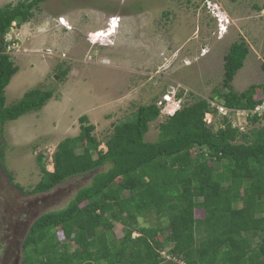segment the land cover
Wrapping results in <instances>:
<instances>
[{"label":"trees","instance_id":"obj_1","mask_svg":"<svg viewBox=\"0 0 264 264\" xmlns=\"http://www.w3.org/2000/svg\"><path fill=\"white\" fill-rule=\"evenodd\" d=\"M44 1L19 0L0 8V141L7 121L41 109L53 95L35 87L5 104V87L18 67L4 51V36L12 22L21 25ZM248 52L244 40L232 42L223 56L221 86L209 99L183 102L162 119L154 141L144 135L160 114L156 102L138 105L131 119L115 123L105 150L98 148L94 124L81 115L79 133L57 144L52 171L38 153L41 177L31 193L93 175L65 206L34 220L20 264H160L166 256L181 264H264V125L243 131L229 118L241 111L252 123L264 118V112H255L264 105V84L241 92L232 85ZM219 106L227 113L220 114ZM208 113L220 117L215 128L204 118ZM151 213L165 224L139 226V218ZM113 222L123 227L118 239ZM134 231L138 235L132 236Z\"/></svg>","mask_w":264,"mask_h":264},{"label":"rangeland","instance_id":"obj_2","mask_svg":"<svg viewBox=\"0 0 264 264\" xmlns=\"http://www.w3.org/2000/svg\"><path fill=\"white\" fill-rule=\"evenodd\" d=\"M17 1L0 0V8ZM239 40L249 52L232 81L237 92L264 84V0H46L31 16L24 15L21 25L12 22L4 51L18 70L5 87V104L35 87L51 89L53 95L41 109L4 124L0 264H20L34 220L65 206L91 181L90 172L48 192L31 193L41 177L38 153L52 171L57 144L79 133L81 115L94 124L98 148L105 150L113 125L131 119L138 105L172 93L180 94L182 103L209 99L221 86L224 54ZM255 98H261L259 90ZM255 112L261 115L264 105ZM247 114L230 113L229 118L243 131L264 125V118L252 123ZM204 118L214 128L219 124L217 115ZM161 121L158 116L149 122L145 140L157 138ZM138 222L158 227L166 220L151 213ZM112 230L116 238L123 234L119 222H113ZM55 234L62 242L60 228Z\"/></svg>","mask_w":264,"mask_h":264},{"label":"built area","instance_id":"obj_3","mask_svg":"<svg viewBox=\"0 0 264 264\" xmlns=\"http://www.w3.org/2000/svg\"><path fill=\"white\" fill-rule=\"evenodd\" d=\"M214 6L216 8V5H214ZM181 103H182L181 97H177V93L175 95L172 93L171 96L169 94L164 95L163 98H160L156 102L157 106L160 109L159 116L162 119H164V118H167L168 116L173 115L174 112L181 107ZM218 110H219L220 114H226L227 113V109L222 107V106H219Z\"/></svg>","mask_w":264,"mask_h":264},{"label":"crops","instance_id":"obj_4","mask_svg":"<svg viewBox=\"0 0 264 264\" xmlns=\"http://www.w3.org/2000/svg\"><path fill=\"white\" fill-rule=\"evenodd\" d=\"M196 211V210H195ZM195 216L198 217V218H201L203 217V214L201 215H196V212H195ZM113 232V230H112ZM114 234V233H113ZM138 235V234H137ZM116 238V236H114ZM120 238V237H119ZM118 239V238H117ZM160 264H181V261H179L178 259L176 258H169V259H164L162 260V262Z\"/></svg>","mask_w":264,"mask_h":264}]
</instances>
